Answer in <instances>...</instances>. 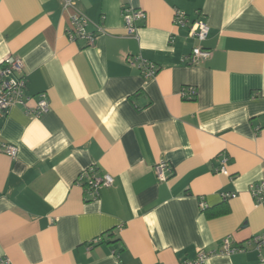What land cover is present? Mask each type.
Segmentation results:
<instances>
[{
    "label": "crops",
    "instance_id": "obj_1",
    "mask_svg": "<svg viewBox=\"0 0 264 264\" xmlns=\"http://www.w3.org/2000/svg\"><path fill=\"white\" fill-rule=\"evenodd\" d=\"M143 10L137 38L124 7ZM99 24L91 46L69 40L63 0H0V62L20 57L39 117L0 114V258L11 264H184L264 232V0H75ZM175 10L209 26H176ZM212 56L192 64L195 46ZM158 66L145 78L127 58ZM195 88L193 97L182 90ZM2 144L18 149L14 158ZM168 164L165 181L153 167ZM224 165L228 175L216 170ZM94 166L114 181L92 199L76 182ZM224 194L234 196L224 197ZM203 204V208L200 204ZM228 211L207 217L204 208ZM117 240V242H115ZM264 247L204 264H263Z\"/></svg>",
    "mask_w": 264,
    "mask_h": 264
},
{
    "label": "built area",
    "instance_id": "obj_2",
    "mask_svg": "<svg viewBox=\"0 0 264 264\" xmlns=\"http://www.w3.org/2000/svg\"><path fill=\"white\" fill-rule=\"evenodd\" d=\"M63 6L73 9V13L69 17V27L66 34L71 41L82 40L86 46L94 44L95 39L99 34L104 33V29L99 25H94V31H88L87 26L90 20L75 7V0H63ZM122 18L124 28L127 36L137 38L139 23L143 22L146 14L143 10L124 7L122 10ZM176 26H187L188 36L204 41L209 32V26L202 18H195L189 20L187 15L181 10H175L173 17ZM212 56V51L203 48L199 45L192 48L190 54L186 59L196 64L208 60ZM127 61L135 66L145 78L154 77L158 72V66L140 56L133 55L127 58ZM196 91L195 88L188 86L182 90V96L193 97ZM32 98L27 94V79L23 71V62L20 57L9 55L0 62V114L5 115L13 106H23L25 112L29 115L39 117L41 114L46 113L50 109V103L46 92L37 94L32 107L28 106V102ZM1 150L10 158H14L17 154V147L12 144H2ZM156 178L159 181H165L168 177L167 172L170 168L167 163L159 162L153 167ZM217 172L228 175L224 165H221ZM113 177L108 173H98L94 166H90L80 172L76 178V182L92 199H97L100 195V190L104 187H110L113 184ZM250 194L256 202L264 199V181H260L250 185ZM232 197L234 194H224V197ZM202 208L203 204H200ZM251 247L258 253L264 247V232L254 235L246 240L245 244H234L231 237L224 236L221 240L219 247L215 250L204 251L201 250L197 253L195 259L185 261L184 264H204L206 260L212 255L230 256L238 252H243ZM260 262L264 264V258L260 256ZM0 264H11L10 260L3 256L0 258Z\"/></svg>",
    "mask_w": 264,
    "mask_h": 264
},
{
    "label": "trees",
    "instance_id": "obj_3",
    "mask_svg": "<svg viewBox=\"0 0 264 264\" xmlns=\"http://www.w3.org/2000/svg\"><path fill=\"white\" fill-rule=\"evenodd\" d=\"M203 210L205 211V214L207 217H213V216L226 213L228 211V208L226 206H223V207H220V209L214 210V211L207 210V208H204ZM115 242H117V240Z\"/></svg>",
    "mask_w": 264,
    "mask_h": 264
}]
</instances>
